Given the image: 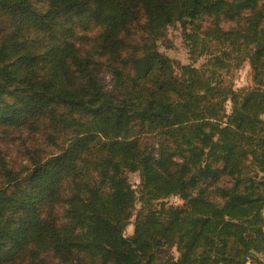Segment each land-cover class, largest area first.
<instances>
[{
    "label": "trees",
    "instance_id": "16d2710c",
    "mask_svg": "<svg viewBox=\"0 0 264 264\" xmlns=\"http://www.w3.org/2000/svg\"><path fill=\"white\" fill-rule=\"evenodd\" d=\"M175 25L206 66L160 52ZM23 131L55 153L0 151V264H264V0H0V133Z\"/></svg>",
    "mask_w": 264,
    "mask_h": 264
},
{
    "label": "rangeland",
    "instance_id": "374dc122",
    "mask_svg": "<svg viewBox=\"0 0 264 264\" xmlns=\"http://www.w3.org/2000/svg\"><path fill=\"white\" fill-rule=\"evenodd\" d=\"M158 44L160 52L168 56L174 62L182 65H193L196 68L201 69L206 66L210 60L208 50L203 51L202 49H196V53H190V50L186 47L187 43H185L183 39V29L180 25L169 27L166 36L164 39H161ZM212 49L213 48H210V50ZM212 51H214V49ZM224 79L228 84L232 85L236 91L248 90L255 86L252 70L248 62L241 64L239 68H233L228 75H224ZM106 81L109 83L110 79L106 78ZM227 111L228 113L231 111L230 102L227 103ZM41 129L43 130V128ZM45 139L46 137L43 133H36L30 136L25 131L11 135L7 132L0 133V151L5 157L7 166L14 171H19L22 166H31V163H33L31 162L32 160H29L30 158L28 153H31L34 159H40L46 155L55 153V148L51 147L49 144L46 145ZM146 142L152 143L151 140H146ZM31 145H33L32 149ZM129 180L139 199V191L142 184L140 176L138 174H130ZM184 203L185 202L179 196H173L165 201L154 203V208L158 209L162 204L172 207H182ZM61 211L63 212L64 210ZM141 211L142 203L141 201H137L133 211V217L125 231L126 237L133 235L136 217L141 213ZM172 253L175 257H178L176 248H173Z\"/></svg>",
    "mask_w": 264,
    "mask_h": 264
}]
</instances>
